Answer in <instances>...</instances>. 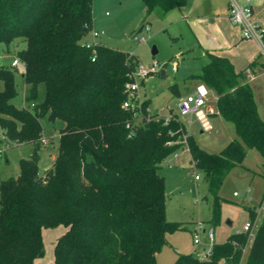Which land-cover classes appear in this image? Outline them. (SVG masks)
Listing matches in <instances>:
<instances>
[{"label": "trees", "instance_id": "1", "mask_svg": "<svg viewBox=\"0 0 264 264\" xmlns=\"http://www.w3.org/2000/svg\"><path fill=\"white\" fill-rule=\"evenodd\" d=\"M142 1L148 13L188 3ZM93 2L0 0V47L26 42L17 56L30 86L27 101L45 86L42 102L19 107L13 102L16 66L0 64V144L9 142L5 150L12 143L33 145L31 155L19 162V175L0 183V264H36L45 253L44 231L58 226L65 231L54 243L53 264H158L157 252L168 244L165 234L185 228L167 218L161 173L163 161L184 146L195 167L205 171L217 202L231 170L247 169L251 149L262 156L259 174L264 175V117L248 81L259 56L237 70L229 58L204 49L205 63L189 76L216 93L219 114L236 132L219 153H211L176 115L152 114L149 99L142 100L138 114L124 107L139 59L103 43H81L93 27ZM45 118L64 126L52 166L41 174ZM247 210L253 223L257 204ZM211 251L208 258L204 252L180 253L173 264H264V213L251 240L238 230L224 242L214 241Z\"/></svg>", "mask_w": 264, "mask_h": 264}, {"label": "rangeland", "instance_id": "2", "mask_svg": "<svg viewBox=\"0 0 264 264\" xmlns=\"http://www.w3.org/2000/svg\"><path fill=\"white\" fill-rule=\"evenodd\" d=\"M211 1L212 13L227 14L229 0ZM189 7H193L195 13L200 14L208 10L206 0H188L185 7L173 8L168 12L155 8L151 13L147 12L142 0H94L93 27L81 39L82 44L103 43L135 53L139 59L137 68L148 67L156 62L157 72L149 73L144 78L138 77L140 99L150 100L149 110L152 114L157 113L165 118L176 115L188 126L189 117L180 113L179 104L183 96L192 91L196 84L195 79L189 76L199 72L206 61L191 25L184 18L190 13ZM141 26L144 28L138 32ZM95 30L104 33L94 36ZM154 46L157 50L155 54L152 53ZM258 46V58L264 60V50L259 44ZM24 48L26 42L21 39L12 43L9 49L2 44L0 64L11 66L12 61L18 57V52ZM14 69L18 90V95L13 100L15 105L33 107L42 102L45 98L44 84L38 86L36 99L27 101L30 86L22 76L24 67L19 64ZM255 85L256 97L262 109L261 115L264 117V90H259L257 83ZM178 89L180 94L176 92ZM209 98V103L215 106L216 93L211 89ZM211 120L214 128L210 131H202L196 121L189 130L200 147L211 153H219L236 137V132L233 124L220 114L211 116ZM42 123V134L49 138L48 144H44L40 151L41 174L52 166L53 157L58 153L59 130L64 126L63 121L50 122L46 118L42 119ZM7 145L2 144L0 150V183L3 179L19 175L20 160L28 158L33 148L31 143H12L5 150ZM161 165L167 191V218L182 222L185 228L165 234L168 244L163 245L157 252L158 264H173L180 253L201 255L200 253L211 247L212 241L204 231L199 233L200 243H195L194 228L199 222L203 223L206 230L213 229V241L224 242L230 234L242 230L245 223L251 221L247 210L250 204H257L258 215L253 222L255 231L264 213V175L259 174L263 170V158L255 149H251L245 158L244 165L247 169L235 167L226 176L218 192V202L209 189L205 171L195 167L187 146L172 153ZM64 231V226L44 231L45 253L38 258L36 264H53V243Z\"/></svg>", "mask_w": 264, "mask_h": 264}, {"label": "built area", "instance_id": "3", "mask_svg": "<svg viewBox=\"0 0 264 264\" xmlns=\"http://www.w3.org/2000/svg\"><path fill=\"white\" fill-rule=\"evenodd\" d=\"M254 0H229L228 5V16L231 22L238 26L241 30L242 37L246 39H255L264 47L263 35H264V21H261L255 17L254 12ZM104 33L98 32L97 30L93 31L94 36ZM23 65L21 60L17 57L12 61V65ZM157 72L156 62L151 66H140L137 68L135 75L136 78L127 83L126 90L128 92V99L124 102V107L130 109L135 113H140L142 99H140L139 94V83L138 77L144 78L149 73ZM210 88L202 82H199L192 91L188 92L180 101V113L183 116L189 117V127L196 122H198L202 128V131H210L214 128L211 116L219 114L216 106H213L209 103L210 98ZM150 111V110H149ZM168 118V117H167ZM129 126V124H128ZM188 126V125H187ZM0 136H4V133L0 130ZM54 136V135H53ZM50 136V137H53ZM49 136L41 133L40 140L43 144H48ZM2 145L0 144V150ZM177 156V153L175 154ZM236 194V193H235ZM204 231L208 234L210 240H214V231L213 229H208L204 227L203 223L199 222L194 228L195 233V243H200L199 233ZM243 232H248L249 237L251 238L254 233V223L246 222L243 229ZM212 245L204 253L203 257L208 258L212 255ZM249 244L243 248V255L247 251Z\"/></svg>", "mask_w": 264, "mask_h": 264}, {"label": "crops", "instance_id": "4", "mask_svg": "<svg viewBox=\"0 0 264 264\" xmlns=\"http://www.w3.org/2000/svg\"><path fill=\"white\" fill-rule=\"evenodd\" d=\"M206 1L208 5V10L206 13H195L194 8L189 7L188 11L190 13L184 16V18L191 25V28L194 31V36L198 44L200 45L202 52L204 49H208L211 52L229 58L235 65L237 70L247 68L259 54L258 44L264 50L263 45H261L255 39H246L242 37L240 28L231 22L228 16V9L227 14L216 15L215 13H212V1ZM253 4L255 17L261 21H264V0H254ZM259 62L260 64L255 67L254 71L248 70V81L253 88L255 98L259 107V113L261 115L262 109L260 108V103L256 97L257 89L255 87V83L258 84L259 90H264V60L259 59ZM195 81L196 84L194 85V87L200 82L196 79ZM179 92L180 91L178 89V93ZM185 125L189 133L192 134V132L189 130L190 127L187 126L186 123ZM56 155L53 157V160ZM37 260L38 259H36L35 263H37Z\"/></svg>", "mask_w": 264, "mask_h": 264}, {"label": "water", "instance_id": "5", "mask_svg": "<svg viewBox=\"0 0 264 264\" xmlns=\"http://www.w3.org/2000/svg\"><path fill=\"white\" fill-rule=\"evenodd\" d=\"M144 26H141V28L138 30V32H141L143 30ZM157 52L156 47L154 46L152 49V53L155 54ZM164 73V71H163Z\"/></svg>", "mask_w": 264, "mask_h": 264}]
</instances>
